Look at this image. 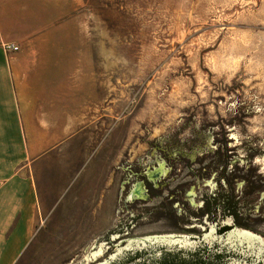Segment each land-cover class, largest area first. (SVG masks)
<instances>
[{"label":"rangeland","instance_id":"374dc122","mask_svg":"<svg viewBox=\"0 0 264 264\" xmlns=\"http://www.w3.org/2000/svg\"><path fill=\"white\" fill-rule=\"evenodd\" d=\"M55 1L35 34L58 56H72L75 86H99L108 114L123 125L122 155L106 210L83 228L69 223L28 264H105L131 240L204 238L187 229L196 227L190 205L170 221L150 215L189 176L177 167L171 185L155 192L162 198L143 207L126 202L131 167L156 166L158 149L177 153L217 123L234 124L241 140L264 141V0Z\"/></svg>","mask_w":264,"mask_h":264},{"label":"crops","instance_id":"0c3cea01","mask_svg":"<svg viewBox=\"0 0 264 264\" xmlns=\"http://www.w3.org/2000/svg\"><path fill=\"white\" fill-rule=\"evenodd\" d=\"M56 4L0 0V264H28L116 193L123 125L99 86L74 85L72 56L35 34ZM3 43L20 51L8 55Z\"/></svg>","mask_w":264,"mask_h":264},{"label":"flooded vegetation","instance_id":"af4514ba","mask_svg":"<svg viewBox=\"0 0 264 264\" xmlns=\"http://www.w3.org/2000/svg\"><path fill=\"white\" fill-rule=\"evenodd\" d=\"M234 127L233 124V130L230 127L226 130L217 123L210 127L211 131L195 133L194 139L182 144L177 153H171V148L158 149V160L162 162L154 160L156 166L142 170L136 163L131 167L133 183L126 202L141 203L143 207L152 199L162 198L155 192L171 185L177 167L183 178L190 177L179 183L166 200L161 199L162 204L153 208L150 215L156 220L170 221L177 207L190 205L194 209L196 227L187 229L197 228L198 232L205 231V235L202 239L199 237L200 253L195 255L193 264H230L231 258L226 252L219 253L217 249H264V141L241 140ZM173 207L175 211L170 210ZM182 212L186 215L185 210L178 211ZM239 233L253 236L255 244L240 243L235 238ZM176 238H179L176 242L172 238L168 239L171 242H155L175 253L167 250L158 264H184L188 260L178 251L195 244L188 243L185 237ZM140 256L134 262L148 264L145 260L139 261ZM251 260L248 259V263L264 264Z\"/></svg>","mask_w":264,"mask_h":264},{"label":"water","instance_id":"95a60500","mask_svg":"<svg viewBox=\"0 0 264 264\" xmlns=\"http://www.w3.org/2000/svg\"><path fill=\"white\" fill-rule=\"evenodd\" d=\"M176 237H185V239L189 240L188 243L195 244L187 249L178 251V253H181V255H185L186 259L191 260L193 257H195V255L200 253V250L198 248L200 247L199 243L200 239L202 238H190L181 235H158L156 238H141L131 240L120 252L110 256V262L105 264H137L134 262V260L137 259V257L140 255L142 256V258L139 261L143 262L145 260L148 264H158V262L162 260L164 252H166L167 250L169 251V249H167L166 246L157 245L155 242H159L160 240L171 242L170 240H168L169 238H172L173 242H176L179 239ZM231 238L232 237H230V239ZM235 238L239 240L240 243L248 242L250 245L255 244V239L251 235L239 233ZM203 249L204 248H202V250ZM217 251L219 253L226 252L225 254L231 258L230 264H250L248 263V259H253L251 261H258L257 263H259L260 261L264 263L263 248H261L260 250L251 249L249 251V249L242 247V249L240 250L234 249L224 251L221 249H217ZM169 253L175 254L174 250L172 249H170Z\"/></svg>","mask_w":264,"mask_h":264},{"label":"built area","instance_id":"2783aa9c","mask_svg":"<svg viewBox=\"0 0 264 264\" xmlns=\"http://www.w3.org/2000/svg\"><path fill=\"white\" fill-rule=\"evenodd\" d=\"M2 48L8 55H13L20 51V46L15 43H3Z\"/></svg>","mask_w":264,"mask_h":264},{"label":"bare ground","instance_id":"6f19581e","mask_svg":"<svg viewBox=\"0 0 264 264\" xmlns=\"http://www.w3.org/2000/svg\"><path fill=\"white\" fill-rule=\"evenodd\" d=\"M102 252H103V248L101 247L100 250L98 251V253H97L96 255H94V257H97V256L101 255ZM94 257H93V258H94Z\"/></svg>","mask_w":264,"mask_h":264},{"label":"trees","instance_id":"16d2710c","mask_svg":"<svg viewBox=\"0 0 264 264\" xmlns=\"http://www.w3.org/2000/svg\"><path fill=\"white\" fill-rule=\"evenodd\" d=\"M194 257L191 260H187L186 262H183L184 264H193Z\"/></svg>","mask_w":264,"mask_h":264}]
</instances>
